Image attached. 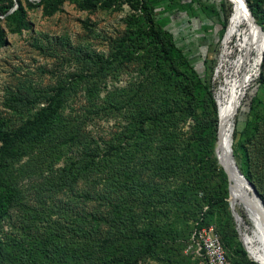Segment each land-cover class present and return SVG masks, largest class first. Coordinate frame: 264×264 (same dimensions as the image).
<instances>
[{"label":"rangeland","instance_id":"374dc122","mask_svg":"<svg viewBox=\"0 0 264 264\" xmlns=\"http://www.w3.org/2000/svg\"><path fill=\"white\" fill-rule=\"evenodd\" d=\"M14 1L6 14L19 6L15 16L0 14V184L13 195L0 218V264H206L193 234L208 225L220 232L231 264H261L248 252L231 210L230 179L218 159L219 111L207 92L217 103L226 78L243 73L236 38L228 47L223 43L230 1ZM7 3L0 0V8ZM248 3L264 27V0ZM148 39L155 55H141ZM132 44L134 59L119 69L109 65L97 76V67L89 66L91 57H103L101 63L127 57ZM247 72L232 153L264 197V59ZM95 79L98 87L91 90ZM133 84L134 108L144 101L138 88L151 87L159 92L151 97L163 102L165 121L147 120L140 142L134 131L132 220L121 218L112 199L90 198L89 175L76 176L71 164L67 131L45 130L34 119L52 96L63 95V115L85 120L83 128L108 142L128 120L125 108L111 107L108 99ZM138 119L134 109V127ZM154 135L161 142L152 143ZM237 211L252 223L241 204ZM133 225L134 239L118 252L113 236Z\"/></svg>","mask_w":264,"mask_h":264},{"label":"trees","instance_id":"16d2710c","mask_svg":"<svg viewBox=\"0 0 264 264\" xmlns=\"http://www.w3.org/2000/svg\"><path fill=\"white\" fill-rule=\"evenodd\" d=\"M5 1L8 3L4 8H0L1 15H5L15 6L14 0ZM151 1L152 0H148L149 3H151ZM18 8L19 6L15 7L9 14H6L5 17L11 14L15 16L18 12ZM222 8L224 11L225 21L227 22L228 14L225 11L224 2H222ZM251 9L255 14L252 5ZM136 45V48L138 49L139 45ZM144 49L145 50L141 55H155V52L157 53V48L155 43L152 42V39L146 40ZM127 53V55L123 54L127 56L123 59H119L118 56L114 55L116 59H119L117 60L118 63L115 64V66L112 65V62L116 60L114 57L108 58L106 62L101 63L103 58L101 56H96L95 58L91 57L89 66L97 67V76H99L103 74L104 68H108L109 65L113 69H119L120 67H118V65L120 63L123 64L132 61L134 59V54L136 53L134 50V44L130 46ZM97 87V79L89 82L88 88H91V90L96 89ZM132 87L133 88L130 89H124L122 92L120 91L117 95H113L108 99L109 105L111 107L116 109L125 108L122 113L128 119L127 123L123 124L120 130H117L115 136L110 138L108 142L102 138H97L93 132L88 130L86 127L83 128L82 123H85V120L79 121L74 118V116L68 118L69 116L65 117V115H63L62 108L65 102L63 95L52 96L49 103L44 105L39 110L37 113L38 118L34 119V122L36 121V126L41 125L45 130H47L50 126H54L56 129L59 128L60 130L65 129L67 132H64L63 136H67V140H71V145L73 147L72 152H75V160L72 159V157V160H70L71 164L74 163L78 169L75 170V175L79 176L83 171H85L91 180V187L88 191L90 198L94 200H101L102 198H105L108 201H111L112 199L113 201L117 202V205L120 208L121 218H131L133 220L134 212L130 211L128 214V206L132 201V196L134 197V131H137V141L140 142L143 139L142 137L147 134L149 130L150 125L147 120H149L150 123L153 121V124L158 126L163 125L162 123H164L165 120L159 112V105H162L163 102L156 99V96L151 97V95H159V92L145 85L138 88V90L141 89L142 91L144 101L140 104L138 100H136L137 104L134 108V84ZM206 88L208 89L207 85ZM207 92L212 98L214 109L217 111L218 107L213 97V92L209 89ZM249 97L251 98L252 95L249 94L248 98ZM92 105H95V103L92 102ZM134 109L139 116L135 127ZM92 119V116L88 117V120ZM245 123L246 120L244 119V124ZM57 132H59V130H57ZM154 138L157 139L156 141L158 143L162 140V137L158 138L157 135H154V137L152 136L151 138L152 143ZM145 149L147 148L145 147ZM246 178L251 180L249 177H247V175ZM101 180L105 181V183H103L105 184V187L101 184ZM96 184H101V186H97ZM116 190H119L120 197L118 195L114 196ZM260 195L264 199L261 193ZM12 198L13 195L11 190L0 184V218L8 211L12 202ZM214 203L215 201L210 202V206H213ZM110 205L112 204L109 202V205L106 206L107 210L108 207L110 208ZM110 214L111 212H109L107 215ZM241 214L246 219V214ZM98 231L99 230H96L94 232ZM124 231L128 232L122 233ZM216 231L218 232L222 245L225 249V243L222 240V236L217 229ZM122 232L119 235L117 234L116 236H113L117 242V244L115 243V249L120 253L121 251L127 249V245L129 244L130 240L134 239V225L131 228H124ZM95 240H102V235H97ZM238 250L241 251L243 255L248 254L247 250L245 249L238 248Z\"/></svg>","mask_w":264,"mask_h":264},{"label":"bare ground","instance_id":"6f19581e","mask_svg":"<svg viewBox=\"0 0 264 264\" xmlns=\"http://www.w3.org/2000/svg\"><path fill=\"white\" fill-rule=\"evenodd\" d=\"M229 1L233 6L232 8L235 9H232L230 13L223 43L225 47H228L230 41L236 38L237 46L240 51L237 63L238 65L241 64L244 69L240 77H227L221 89L219 87L220 91L217 94L219 106L218 158L225 170L227 169L225 155L228 152L229 143L232 140L235 116L250 82V75L247 72V68L251 63L256 66L260 64L264 51V38L249 18L242 0ZM226 172L228 173V170H226ZM229 188L230 203L234 210L238 212L237 206L241 204L245 208L247 216L252 221L251 224L247 223L242 214L238 212L239 217L237 221L240 226L239 229L243 241L253 257L261 264H264V212L262 207L260 203L251 196L248 187L233 176L230 177Z\"/></svg>","mask_w":264,"mask_h":264},{"label":"built area","instance_id":"2783aa9c","mask_svg":"<svg viewBox=\"0 0 264 264\" xmlns=\"http://www.w3.org/2000/svg\"><path fill=\"white\" fill-rule=\"evenodd\" d=\"M193 237L197 245L196 252L206 264H231L214 226L208 225L195 231Z\"/></svg>","mask_w":264,"mask_h":264},{"label":"water","instance_id":"95a60500","mask_svg":"<svg viewBox=\"0 0 264 264\" xmlns=\"http://www.w3.org/2000/svg\"><path fill=\"white\" fill-rule=\"evenodd\" d=\"M243 2V6L249 16V18L252 20L254 26H256V29L258 30V32L261 34V36L264 38V29L263 27L257 22L256 17L254 16L252 9L248 3V0H242ZM235 9V8H232ZM262 61L264 59V51L262 53V57H261ZM218 104V102H217ZM218 111H219V106H218ZM219 159V158H218ZM220 161V159H219ZM225 161L227 162V169L228 170V177L230 179L231 176H233L234 178H236L238 181H240L241 183L245 184L248 187V190L251 194V196L253 198H255L256 201H258L262 207V210L264 212V199L261 197L260 193L258 192L256 186L246 178V176L242 173L240 167L238 166L235 157L232 153V140L229 143V148H228V152L225 155ZM221 163V161H220ZM231 206V210L234 214L235 220L237 221L238 216V212H236L234 210V208L232 207V204L230 203ZM238 222V221H237ZM243 240V238H242ZM244 242V241H243ZM248 250V249H247ZM249 252V251H248Z\"/></svg>","mask_w":264,"mask_h":264}]
</instances>
